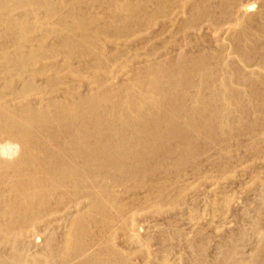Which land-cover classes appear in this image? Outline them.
<instances>
[{"label":"bare ground","instance_id":"6f19581e","mask_svg":"<svg viewBox=\"0 0 264 264\" xmlns=\"http://www.w3.org/2000/svg\"><path fill=\"white\" fill-rule=\"evenodd\" d=\"M238 2L0 0V264H172L179 230L169 226L154 262L140 212L173 219L197 192L185 175L207 178L212 148L231 156L241 134L264 140V10ZM212 28L228 34L233 59L221 45L169 54L178 37L193 45ZM154 29L168 33L161 60ZM263 233L251 264L264 262Z\"/></svg>","mask_w":264,"mask_h":264},{"label":"rangeland","instance_id":"374dc122","mask_svg":"<svg viewBox=\"0 0 264 264\" xmlns=\"http://www.w3.org/2000/svg\"><path fill=\"white\" fill-rule=\"evenodd\" d=\"M239 1L240 2H238V5L236 6V8H238L239 10L244 7H249L251 9L250 13L252 14H259V12L261 13V11L264 10V4H263L264 0H239ZM235 17H237V15H235ZM223 25H221L223 29L224 28L227 29V26L228 27L231 26V24L229 25V23H227V25L226 23H223ZM226 29L224 30L226 31ZM154 30H153V34L154 32H157L158 28L157 30L156 29ZM203 30L205 32L201 30V32H199L200 34L198 33L193 37L194 39L196 38L195 40H193V45H192V41L187 42L184 41L182 37H178V39H176L177 46H175L172 51L169 50V54L175 56L177 52H179V50L188 53H193L196 51H200V49L203 50V48L204 49L209 48L210 51H213L216 49L217 46L221 45V47L224 48L222 55L225 57H227L228 55L230 59L234 58V54L232 53L233 52L232 46L231 44H229L230 42L228 41L229 40L227 36L228 34H224L225 33L224 30L221 29L219 31L218 29V31H216L217 29L214 30L213 28L210 29V31L209 29L207 30L203 29ZM157 33H155V36L158 37L155 38L152 44L157 45L158 47L157 58L161 60L165 58L164 55L166 52L160 47L159 44H162L161 42L167 39L168 33L164 34L166 36L160 35L161 34L160 31ZM194 46L195 48H193ZM251 64L252 66H249ZM247 66H248L246 67L247 70L253 68L257 69L260 67L256 61L248 64ZM121 77L118 76L117 79ZM238 139L239 140L236 141L237 144L235 145V147H232L233 154H231V156H227L226 154H224V152L220 150L221 149L220 147H222L220 146L219 148L216 147L210 150L209 152L210 154L208 153L209 154L208 158L210 160L207 158L202 159V161L208 160L210 162V166L209 164H207L208 161L205 163L203 162L204 164L203 163L201 164L202 172L204 176H206L207 178H201V179L199 178L198 180V178L196 177L194 178L192 177V175L190 176V174L185 175L186 176L185 178H187L185 179L186 183L189 185V187L191 186L190 188L192 190H197V192L196 193L191 192L188 194L189 196L188 203L186 206H184L181 209L180 211L181 213H179V215L174 216V218L177 217L175 218V220L174 218L173 219L156 218V216L153 217L145 213L144 215L142 212H140L139 214L140 218L138 221H136L135 228H137L136 231L137 233L139 232L140 237L145 236V238L147 237L149 240H151L149 248L151 250L150 251L151 255L154 259L152 257L151 258L154 260V262L157 261V259L159 258L161 248L163 247V246L161 247L163 242L161 243L160 238L164 239L165 237L162 236H166L167 234L172 235L173 230L171 228L176 227L175 229L179 230L178 232H180L179 234L182 237L181 238L180 236L178 238L170 237L171 239L168 242L169 244H171L170 248L172 250V252L170 250L171 253L170 256L168 257V260L172 264H179V263L195 264L196 262L195 260L197 258L195 255H193L194 253L192 251L188 250L189 248L187 246V242H189V240H192V238L196 236L199 237L194 238V240L196 239L195 242H197V239L199 240V242L201 241L200 243L205 242L204 247L207 248L205 249L206 255L203 259L202 264H251L250 258L252 257L253 253H255L254 251L258 249L257 247H259L261 244V243L259 244L260 240L259 238L257 239V237L259 234L262 235V233L264 232V207H263L264 206V140L261 139L260 137H251L246 134H241V136H239ZM230 143L232 144V142ZM253 143L262 146L263 153L262 154L259 153L261 155L257 154L251 149L250 146ZM11 157H15V154H11ZM216 162L221 163V165H223L221 166L223 170H221V167L218 168L217 166L216 168L215 167L216 165H213V163L218 164ZM224 164L228 166H224ZM255 176L256 178H259L258 181L260 183L257 187L255 186L256 184L253 182L255 181L254 178ZM222 193L225 195H223ZM224 198L227 199L225 200L227 201L226 210H220L216 212L214 208L211 209L214 205V202L216 201L221 202ZM218 199H222V200H218ZM189 200L191 201L190 204L192 205L189 204ZM209 201L211 206L210 208L207 207ZM211 202L213 203V205H211L212 204ZM256 206H261L259 208L262 209L261 211H263L261 213L262 216H260L261 218H259L257 234L253 232L254 230L253 225L254 222H256L255 220L257 219V213L255 214V212L256 209H259ZM191 213L196 214L197 217L192 219ZM188 215H190V218L192 220L189 218ZM168 222L171 224L169 225ZM169 226H171V228ZM240 233L245 234V236L247 235L246 239L242 243L241 241L235 242L237 241L236 240L237 236ZM34 236L35 238L32 237L31 239L34 238L33 241H36L37 248L34 250V247H32L31 249L32 253L36 252V250L39 248V244L41 245L42 243L41 240H43L41 233L39 234L36 233V235ZM121 242L118 243V246L121 249H126L125 245L122 244ZM230 243L232 244L238 243V245H230ZM228 246H232V247L236 246L234 247V249L236 248V250H233V248ZM222 247H224V250L228 248L227 249L228 251L225 250V252L229 253L228 255H226V257L225 255L224 256L222 255L223 254L221 253L222 250L221 251L219 250V248ZM224 250L222 252H224ZM230 250L232 251V253L230 252ZM135 257L136 258L132 257L134 259L133 260L134 264H143V261H141L140 257H139L140 259L138 258V256ZM259 263L264 264V262H259Z\"/></svg>","mask_w":264,"mask_h":264}]
</instances>
